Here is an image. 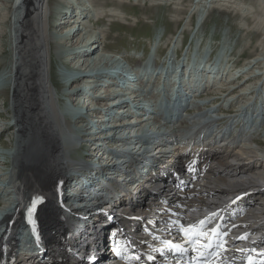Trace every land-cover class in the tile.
Returning a JSON list of instances; mask_svg holds the SVG:
<instances>
[{"label":"bare ground","instance_id":"bare-ground-1","mask_svg":"<svg viewBox=\"0 0 264 264\" xmlns=\"http://www.w3.org/2000/svg\"><path fill=\"white\" fill-rule=\"evenodd\" d=\"M79 1L80 6L77 5V0H0L2 6V10H0V61H3L4 55L9 51L8 48L13 54V58H7L3 63H0L5 64L3 68L1 67L0 73V83H3L0 96L6 101L7 112L13 113L17 123L8 142H0V155H8L9 158L11 187L8 190L11 188L17 196V200H13L15 212H11L12 196L8 192L0 193V197L7 196L2 201L0 200V220L8 225L16 219L18 222L20 221V228L30 227L28 238H33L35 231L44 234L43 239L48 247L47 257L55 255L63 258V262L53 264H73L72 262L75 260L76 264H100V255L104 253L109 241L108 230L120 232L119 229L123 226L126 229L135 228L139 241L145 243L142 248L147 250V254L154 256L161 253L158 247L161 241L158 242L152 238L153 232L145 231L149 227H154V232L160 234L168 231L169 224L174 225L170 221L182 220L189 223L206 212H208L207 214L215 212L220 216L222 214L227 216L232 211L238 213L234 219L226 222L229 234L239 235L238 232L248 231L252 225L264 223V192L255 195L253 191L254 188L264 186V144L258 141L260 135L255 136L254 132V126H259L264 119V117L262 118L264 116V96L261 97L260 102L256 101L259 106H256L255 103L235 105L242 96L246 95L240 92L236 98L234 96L226 102L227 107L234 105L237 108L235 111L237 113L229 115L225 109L226 106L223 109L225 111H222L221 107L215 105L213 99L210 98L221 95L222 92L220 90L213 91L211 92L213 96L207 95L206 92L215 88L214 84L217 78L220 79V75L224 72L223 65L221 67H219L220 64L205 66L196 63L191 65L188 62V57L186 60L182 57L180 51L183 45L180 46L179 51L172 54L171 59L169 57H166L167 60L164 59L163 66L152 63L150 69L146 64H143L145 61L134 66L128 58L133 56L122 54L123 52L121 53L122 58L112 57L113 59H109V56L104 54V40L108 34L104 30L91 34L89 25H93L94 20L87 21L88 18L97 15L99 6L94 0ZM204 1L208 2V0H201V5ZM209 2L213 4V9L231 6L239 8L245 18L250 16L255 21L264 20V0H252L250 5L245 2L242 4L236 0H209ZM110 11L111 17H119V10L112 9ZM260 27L262 28V25ZM242 28L245 29L244 26ZM52 29L53 31H51ZM246 31L260 33L259 30L251 28ZM59 33L64 36L60 37ZM182 35H185L184 31ZM76 38L78 39L75 40ZM180 43L181 41H177L176 45ZM68 47H72V49H68ZM179 52L180 57L178 56ZM158 53L159 51L157 57H159ZM66 57L65 64L60 65L57 69L54 60L57 62L60 60V64L64 63ZM134 58L136 57L134 56ZM175 58L177 63L172 62L169 67L172 72H175L176 97L180 99L194 98L195 101L191 103L190 100L181 101V106L184 109L175 113L178 115V119L176 122L170 123V126H163L157 121L156 115L153 123H144L132 111L133 109L144 111L140 103L134 105V102L145 101L146 98H149L148 100L155 101L153 111H156L158 101L168 99V95L172 91L169 84L162 85L164 91L160 93L152 92L161 88L159 80L164 76V73L168 74V71L164 69V64L168 67L166 64ZM257 59L251 61L253 65L259 63ZM261 61V64L264 65V57ZM173 64H178V66L172 67ZM63 66L67 69L66 72L72 73L73 71L74 75L68 76L70 78L68 81L65 79L68 73H64ZM54 69H57L59 81L65 89L67 87H69V91L73 89L71 91L73 107L81 108V100L90 94H94V97L90 98L92 99L90 101H93L92 104L99 103L100 105L98 109L93 108L95 104L88 107V112L93 113L91 114L93 117L82 110V115L75 124L82 125H78L77 130L76 126L70 124L69 114L64 111L67 103L58 98L52 75ZM250 70L247 69L242 73V75L246 74L245 80L252 79V76L247 73ZM125 73H129V76L124 79ZM191 73L195 74L193 75L194 80H188ZM168 75L172 76L170 71ZM62 76L64 79H61ZM253 76L255 79L256 75ZM208 77H212V79L209 80ZM240 77L233 81L232 86L225 85V92L232 93L236 89L242 91L243 85H240L242 82H237L238 79H241ZM256 80L259 81V79ZM198 82L203 83L199 91H197ZM246 82L244 83L246 84ZM258 85L259 83L256 81L254 90L248 94L249 98L253 92H257L258 99L259 88L255 90ZM121 86H127L128 89L125 92L122 89L120 91ZM116 87L121 93L115 91ZM9 90H12L11 94ZM261 90H264V84H262ZM129 94L130 99L126 100ZM235 94L237 93L235 92ZM105 97H108V100H105ZM197 97L201 99V102L197 103ZM123 99L121 105H116ZM101 102L104 104H100ZM58 105L65 106H63V110H59ZM102 105L106 108H103ZM102 109L105 111L102 112ZM188 109L194 111V117L191 116L192 113ZM224 113L226 114L222 120L218 116ZM170 115L174 116L173 113ZM245 115L253 117L252 120H248L249 117H245ZM115 116H118L116 121ZM256 116H260L261 119L255 123ZM111 118L113 121H110ZM94 121L98 123L100 130L93 128L94 124L97 126ZM83 127L87 134H97V138L89 145L90 154L97 155L101 151L105 154L104 162L106 163L97 168L96 175L98 176L100 173L109 174L107 173L108 169L114 170L115 173L121 171V168L116 166L135 153L136 146L134 144L136 142H134L135 135L133 133L136 132V136H138L136 141L142 139L145 134H157L152 136L153 138L148 134L151 137L150 140H153L156 145L158 143L160 148L171 151L169 152L171 154L167 153L171 157L170 161L164 155V162L157 160L158 166L156 169H151V173L149 172L151 177L157 170H160V173L165 176L171 170L176 169L182 172L185 169L187 174L196 178L182 182L183 186L187 188L183 196L177 194L175 188L174 197L168 200V194L170 195L172 190L164 189L162 193H157L153 192V189L163 186L169 181L151 178L146 173L141 176V179L146 180L142 185L149 187L151 182L152 188L143 189L142 200L146 202L149 196H154L155 202L150 204L142 202L140 199L138 201L133 199L132 203L122 202L119 207L115 206L121 199L119 191L121 185L115 183L118 191L117 194L116 190L113 193L115 198L119 199L113 206L121 210L119 225H110L107 222L108 216L114 211H109L107 214L98 212L99 208H92L91 202L85 204L84 208H88L87 210L84 209L80 213L73 211L66 206L64 197L71 187L67 186L71 185L73 181L69 175L71 170L79 164H83V158L89 159L81 155L78 158L80 162L74 160L76 152L84 151L85 144L80 146V134H78L79 130L80 133L84 132ZM177 133L180 136L174 137ZM160 138L162 139L160 140ZM192 139L197 143L194 144ZM208 142L210 144H207ZM253 144L257 146L254 147ZM1 148L10 149L6 154H3ZM188 148L192 151L188 152ZM91 149L93 150L91 151ZM192 154L193 156H191ZM198 160L202 162L201 165ZM106 165L110 168L102 170ZM190 171H194V173H190ZM5 178L0 176V181ZM91 179L92 177H88L87 181L90 183ZM106 181L110 183L109 180ZM96 183L101 184L100 180H96ZM259 183L261 184L259 185ZM140 187V185L137 187L138 190ZM103 190L106 188L104 187ZM166 192L168 194L165 195ZM71 194L74 195V192ZM188 200H190L189 203H187ZM133 203H138L137 207L129 206ZM106 205L109 207L110 203L107 202L104 206ZM82 213L84 215L93 214L95 220L85 221L81 224L79 222V226L71 230L72 217L70 214L80 215ZM67 215H69V219H67ZM158 215L163 220L156 219ZM32 221L33 223H31ZM247 223H252V225ZM2 228L0 227V253L3 248L2 241L7 238V230L2 231ZM91 239H93L92 242H90ZM238 242L244 244L245 239H240ZM69 246L77 249L76 255L74 250H69ZM17 248V240H13V254H18ZM231 251H236L234 244L227 246L224 253ZM236 255L238 254L236 253ZM19 263L14 261L9 264ZM39 263L38 258L27 262V264Z\"/></svg>","mask_w":264,"mask_h":264},{"label":"rangeland","instance_id":"rangeland-1","mask_svg":"<svg viewBox=\"0 0 264 264\" xmlns=\"http://www.w3.org/2000/svg\"><path fill=\"white\" fill-rule=\"evenodd\" d=\"M94 1L100 7V8L97 7L99 9L97 14H100L102 17L99 19L97 24L89 25L90 30L92 32L91 34L96 33L95 31H102V30H104L105 33L108 34V37H106L105 40L103 35L102 37L105 46L104 54L107 57L109 56V59H113V58L119 59L121 57L122 52H123L122 54L127 53L130 56H135L137 58L143 55L144 56L143 59L140 60L129 59V61L133 63V65H136L137 63L144 61L145 58L147 60V58H149L150 56H154L153 60L155 65L163 66L164 59L166 57L167 58L169 57L171 59L172 54H174V52L176 53L177 50L179 51L180 46L184 44L181 51H182V57L185 58V60L187 57L188 59L190 58L192 59L196 57L198 59H201L202 64H205V66H208V64L211 61H215V57L216 60L221 59L222 61H224L219 65V67L223 65L222 69L224 70V72L220 75L221 78L220 79L217 78L216 83L214 84L215 88L210 87L213 88V90L209 91L210 90L209 89L208 92H206V94L209 96H213L211 94V92L213 91L220 90L222 92L221 95L210 97L213 99L215 105L221 107L222 111H225L223 109L227 104L226 102L228 100H231V98L234 96L236 98V96L239 95L240 92L246 95L242 96L241 98L239 97L240 99L238 100L236 105L238 104L241 105V103L246 105L249 103L250 104L255 103L257 104L256 106H259L258 102H260L261 97L264 96V90L263 91L261 90L262 89L261 84H264V69H263L264 66H262L263 63L261 64L262 62L261 60L264 57V20L261 19L259 21L258 20L255 21V19H253L249 15H247L249 16V18H245L242 12H240L239 8H233L231 6H223L221 8L213 9V4H211L209 0L208 2L206 1H204V3L202 2V5H201V0H152V1L151 0H94ZM236 1L240 3L242 2V4H244L245 2L247 3V5H250L249 3H251L252 0L251 1L236 0ZM79 2L80 1L77 0L78 6H80ZM101 8L103 11L101 10ZM112 9L119 10L120 12L119 17L118 16L111 17L110 10ZM0 10H2L1 5H0ZM258 14L260 15V13ZM53 22L52 24H54ZM261 25L262 28L260 27ZM242 26H244L245 29H243ZM248 28H251L252 30L254 29L256 31L259 30L260 33L259 34L254 33L253 31L252 33L248 32L246 31V29L248 30ZM51 31H53V29ZM183 31L185 35H182ZM59 36L63 37L64 35H60L59 33ZM183 36L184 38H182ZM77 39L78 38H76L75 40ZM177 41L178 42L181 41V43L179 45H176ZM8 49L9 51L4 55L3 61L6 60L7 58H13V54L10 48ZM68 49H72V47H68ZM158 51H159L158 53L159 57H157ZM179 53L178 56L180 57L181 54L179 55ZM256 58H258L257 61L259 63L257 65H253V62L251 61L253 60L255 61ZM66 59L67 57L64 58L63 61L64 63H60V64H59L60 60L58 62L57 60H54V65L57 67V69L60 67V65L62 66V64H65ZM175 59H173V61L171 60V62L169 63L172 62L175 63L177 61ZM3 61H0V63H3ZM179 63H181V61H179ZM3 65L5 64H0V73L2 71V68L4 67ZM174 65L175 64H173L172 67H174ZM63 68L65 69L64 66ZM57 69H54L52 72L53 81L56 84L55 86L56 89L58 90V91L56 90V92L58 93V98H61L62 100H65L66 103H68V99L65 98L69 96L68 94H70L73 89L71 91L68 90L69 87L65 89L63 84L59 81L58 78L59 75H57L58 74ZM164 69L169 72L170 69L169 65L167 67L164 64ZM164 69L162 67L163 71ZM247 69H251L247 73L249 76L250 75L252 76L251 77L252 79L245 80L246 74L242 75V73ZM66 70L67 69H65L64 73L66 74L68 73V75L65 79L66 81H68V79H70L68 78V76L71 77L74 74L73 71L72 73H70L69 71L66 72ZM253 75H256L255 79L253 78L254 77ZM237 77L241 78L238 79V81L237 80L236 81L242 82V84H240L243 85L241 88L242 91L236 89L232 91V93L229 91L225 92V85L227 86L230 84V86H232L233 81ZM61 79H64L63 76ZM256 79H259V81ZM188 80H194L191 74L189 75ZM256 81L259 83V85L257 88H255V90L259 88L258 92H260L259 93L260 95L257 99L256 96L258 95L257 92H253V94L250 95L249 98L248 94L254 90L253 87L255 86ZM244 82H246V84ZM133 84L135 85L136 82L134 81ZM160 86L161 84L159 85V87ZM244 89H248V90H244ZM235 92L237 94H235ZM11 93L12 90L10 91V94ZM71 97L72 96H70V98ZM104 99L108 100V97H105ZM146 99L148 101L149 98ZM256 101L258 102L256 103ZM90 102L92 103L93 101ZM107 102L109 103L111 101H107ZM148 103L151 106L155 104V101L152 102L150 100L148 101ZM93 104H95L93 107L96 106L98 107L99 105V103L98 104L93 103ZM100 104H104V103L101 102ZM82 105L86 106L85 103H82ZM63 106L58 105L57 107L59 110H63ZM87 107H84L86 111H88L86 109ZM207 107L210 106L207 105ZM68 108L69 105L67 104V106H65L64 108L65 109L64 111L66 113H69ZM103 108L106 107L104 106ZM225 109H232V108L226 106ZM234 109L237 108L234 107ZM217 110L220 111L219 109ZM188 111L192 113L191 116L194 117L195 115L194 111L190 109H188ZM188 111H186V113H188ZM229 112L232 111L230 110ZM245 117H249V116L245 115ZM263 117L264 116H262V118ZM69 118H71V116H69ZM252 118L253 117H249L248 120L251 121ZM258 119H261V117L256 116L254 122L256 123ZM202 121L204 120L202 119ZM69 122L70 124H72L71 120ZM95 122L96 121H94V123ZM263 122L264 119L259 126L256 127L254 126L255 136L260 135L258 141L261 142V144H264ZM96 124L99 127L97 122ZM78 125L80 126V124H77L76 127ZM15 129L16 128L12 129L10 135L6 136L2 142H8L9 137L12 135V133H14L13 131ZM179 136L180 134L177 133L175 134L174 137H179ZM161 139L162 138H160V140ZM253 146L256 147L257 145L253 144ZM9 149L10 148L5 150L4 148H1V150H3L1 152L3 154H6L9 151ZM92 150L93 149H91V151ZM80 153L81 155H84L83 150H80ZM79 157H80L79 154L77 155L75 154L74 160L80 162L78 160ZM8 159H9L8 155H0V175L4 170V166H5L4 163L5 162L7 163L9 161ZM2 191L3 190H0V193ZM5 197L7 196L0 197V200L2 201V199H4Z\"/></svg>","mask_w":264,"mask_h":264},{"label":"snow or ice","instance_id":"snow-or-ice-1","mask_svg":"<svg viewBox=\"0 0 264 264\" xmlns=\"http://www.w3.org/2000/svg\"><path fill=\"white\" fill-rule=\"evenodd\" d=\"M174 227L181 237V242L175 244L169 241L168 243L171 248L178 252L183 250L185 244L196 245V251H207L208 255L222 247L225 251L227 250L226 243L223 240L227 236V231L223 227V220L219 213H212L201 220L188 224L176 220ZM237 239H246V237H237ZM221 264H223V256L221 257Z\"/></svg>","mask_w":264,"mask_h":264}]
</instances>
